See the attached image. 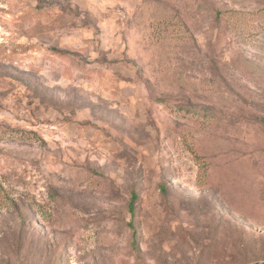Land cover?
I'll return each instance as SVG.
<instances>
[{
    "label": "rangeland",
    "instance_id": "1",
    "mask_svg": "<svg viewBox=\"0 0 264 264\" xmlns=\"http://www.w3.org/2000/svg\"><path fill=\"white\" fill-rule=\"evenodd\" d=\"M257 263L264 0H0V264Z\"/></svg>",
    "mask_w": 264,
    "mask_h": 264
},
{
    "label": "trees",
    "instance_id": "2",
    "mask_svg": "<svg viewBox=\"0 0 264 264\" xmlns=\"http://www.w3.org/2000/svg\"><path fill=\"white\" fill-rule=\"evenodd\" d=\"M137 200H138V195L135 192H133L132 193L131 202H130V205H129L130 214L132 216L135 214V205L137 203Z\"/></svg>",
    "mask_w": 264,
    "mask_h": 264
},
{
    "label": "water",
    "instance_id": "3",
    "mask_svg": "<svg viewBox=\"0 0 264 264\" xmlns=\"http://www.w3.org/2000/svg\"><path fill=\"white\" fill-rule=\"evenodd\" d=\"M257 264H264V263H257Z\"/></svg>",
    "mask_w": 264,
    "mask_h": 264
}]
</instances>
